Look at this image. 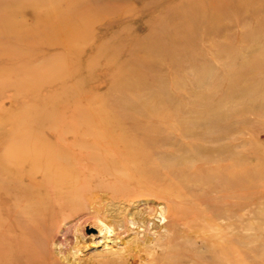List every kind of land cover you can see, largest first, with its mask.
<instances>
[{"label":"rangeland","instance_id":"1","mask_svg":"<svg viewBox=\"0 0 264 264\" xmlns=\"http://www.w3.org/2000/svg\"><path fill=\"white\" fill-rule=\"evenodd\" d=\"M54 232L69 264H264V0H0V264Z\"/></svg>","mask_w":264,"mask_h":264},{"label":"bare ground","instance_id":"2","mask_svg":"<svg viewBox=\"0 0 264 264\" xmlns=\"http://www.w3.org/2000/svg\"><path fill=\"white\" fill-rule=\"evenodd\" d=\"M137 184H138L137 185L138 187H141L140 181H137ZM141 195L149 196V192H143V193H141ZM86 196H87V198L86 197L85 198H86L87 202L90 203V208L92 209V210L90 209V212L87 215V220H91L92 224L89 226L83 225L81 228L82 229H84L85 227L94 228L97 231V234L103 233V232H105V233L108 232L110 230V224H109L108 216L105 215L102 211L103 207L105 205L102 206V204L100 203V201L98 200V198L96 196V193H89ZM160 196L163 197L164 195L162 194ZM171 200H172L171 201L172 203H176L175 199H171ZM108 205L110 206L111 204L108 202ZM156 213H158L161 216V219L163 220L165 217V215H163V214L166 213L165 208L163 207V209L161 208L158 211V210L154 209L152 206V208H150V210H148V212L145 214V217H143V216L141 217L140 222H141L142 226L147 227L149 225V219L147 220L146 217L148 215L155 216ZM109 216H110L109 219H113V217H114L111 213H109ZM85 217H86V215H85ZM65 222H67V221H65ZM125 222H129L132 225L134 224L132 219H129V220L126 219ZM82 234L85 235L84 233H82ZM38 241L40 244V248L38 249L37 253L34 255V261L35 262L33 264H39V263L69 264L68 263L69 262V256L77 252V250H76L77 245H78V243H80L77 238H75V239L72 237L66 238L65 232H63V234H61L60 237H57L56 232L51 233V234H47V236L46 235L42 236ZM53 243L55 244V247L53 246ZM165 255H166L165 257L162 255L163 256L162 260L167 258V257L173 256L171 252H166ZM154 259H152V261H154ZM163 261H165V260H163ZM154 262H155L154 264H157L156 261H154ZM145 263H146V261L144 262V264Z\"/></svg>","mask_w":264,"mask_h":264}]
</instances>
